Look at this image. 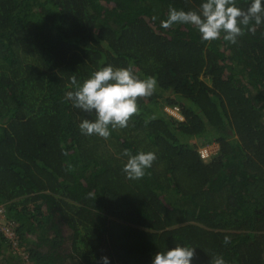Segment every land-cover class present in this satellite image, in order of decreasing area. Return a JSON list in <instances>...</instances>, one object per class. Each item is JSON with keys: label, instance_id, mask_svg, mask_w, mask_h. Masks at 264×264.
I'll use <instances>...</instances> for the list:
<instances>
[{"label": "trees", "instance_id": "trees-1", "mask_svg": "<svg viewBox=\"0 0 264 264\" xmlns=\"http://www.w3.org/2000/svg\"><path fill=\"white\" fill-rule=\"evenodd\" d=\"M202 2L0 0V204L34 264H152L177 243L196 248L192 264H264V24L237 44L161 27L170 6ZM107 65L157 88L105 140L81 133L94 113L65 96ZM196 137L218 152L203 159ZM125 149L156 153L150 175L127 178Z\"/></svg>", "mask_w": 264, "mask_h": 264}, {"label": "clouds", "instance_id": "clouds-1", "mask_svg": "<svg viewBox=\"0 0 264 264\" xmlns=\"http://www.w3.org/2000/svg\"><path fill=\"white\" fill-rule=\"evenodd\" d=\"M177 24L194 26L202 41L211 42L222 37L226 42L237 44L246 31L255 34L257 28L264 24V3L262 0H251L247 8H242L236 0H204L198 11L170 6L161 27L168 29ZM72 83L76 86L75 90L67 92L65 100L89 116L94 113V119L86 116L80 121L81 133L105 140L110 138L113 130L127 128L133 116L140 114L139 100L151 97L157 88L155 77L141 79L131 65H107L92 73L82 84H78L73 76ZM123 154L128 157L123 171L127 178L133 180L150 175L147 170L157 160L153 151H140L133 155L125 149ZM88 195L94 196L93 193ZM230 242V237L225 236L224 243ZM195 254V247L177 243L167 251L157 252L152 264H192ZM101 262L109 264V258L103 256ZM211 264H227V261L218 256L211 259Z\"/></svg>", "mask_w": 264, "mask_h": 264}, {"label": "built area", "instance_id": "built-area-1", "mask_svg": "<svg viewBox=\"0 0 264 264\" xmlns=\"http://www.w3.org/2000/svg\"><path fill=\"white\" fill-rule=\"evenodd\" d=\"M165 109L170 113L178 117L179 119H184V115L181 112L179 105H166ZM219 149V144L217 142L205 143L199 147L200 155L203 159H209L213 154L217 153ZM6 209L0 204V229L10 238V241L17 238L16 235V222L6 218ZM15 234V235H14ZM28 259V256H26ZM29 264H33L30 262Z\"/></svg>", "mask_w": 264, "mask_h": 264}, {"label": "rangeland", "instance_id": "rangeland-1", "mask_svg": "<svg viewBox=\"0 0 264 264\" xmlns=\"http://www.w3.org/2000/svg\"><path fill=\"white\" fill-rule=\"evenodd\" d=\"M195 140L199 141L198 147L200 145H202V143H201L202 140L200 138H197L196 137ZM213 142H215V141L214 140L207 141L206 143H213ZM203 144H205V141H204ZM0 221H1V219H0ZM65 232H67V227H65ZM16 235H17V233H16ZM32 238H36V237H32ZM18 241L19 240H18V235H17V238L15 237V239H13L11 241V244H8L9 243L8 242L5 245H0V264H9V258H13L15 256L14 254H16V253H24V257L23 258L27 260V264H29L31 262V260L30 259H27V257H26V256H28V254H26V252L24 251L25 245H23V244L22 245H19V242ZM40 248H41V250L43 252H48V250L50 248V244L49 243H45ZM69 248H70V244L69 243H67L66 245H63L61 247L60 253L63 254L64 256L68 255ZM75 261H76V259L70 257V258H68L66 260L65 264H74Z\"/></svg>", "mask_w": 264, "mask_h": 264}]
</instances>
